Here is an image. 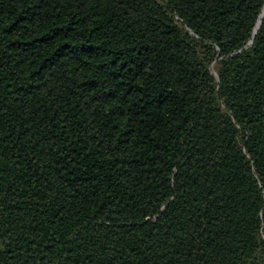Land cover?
Instances as JSON below:
<instances>
[{
	"label": "trees",
	"instance_id": "16d2710c",
	"mask_svg": "<svg viewBox=\"0 0 264 264\" xmlns=\"http://www.w3.org/2000/svg\"><path fill=\"white\" fill-rule=\"evenodd\" d=\"M0 264H264V0H0Z\"/></svg>",
	"mask_w": 264,
	"mask_h": 264
}]
</instances>
